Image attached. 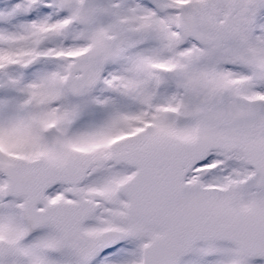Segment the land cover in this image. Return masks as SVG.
Listing matches in <instances>:
<instances>
[{"label":"snow or ice","instance_id":"obj_1","mask_svg":"<svg viewBox=\"0 0 264 264\" xmlns=\"http://www.w3.org/2000/svg\"><path fill=\"white\" fill-rule=\"evenodd\" d=\"M0 264H264V0H0Z\"/></svg>","mask_w":264,"mask_h":264}]
</instances>
